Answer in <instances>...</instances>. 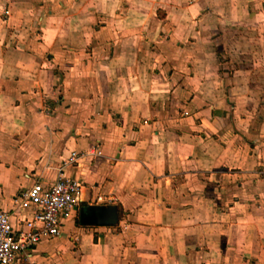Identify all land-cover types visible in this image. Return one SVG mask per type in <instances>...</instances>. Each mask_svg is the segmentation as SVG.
Wrapping results in <instances>:
<instances>
[{
    "label": "crops",
    "instance_id": "1",
    "mask_svg": "<svg viewBox=\"0 0 264 264\" xmlns=\"http://www.w3.org/2000/svg\"><path fill=\"white\" fill-rule=\"evenodd\" d=\"M61 175L81 203L33 264H264V0H0L16 230Z\"/></svg>",
    "mask_w": 264,
    "mask_h": 264
},
{
    "label": "built area",
    "instance_id": "2",
    "mask_svg": "<svg viewBox=\"0 0 264 264\" xmlns=\"http://www.w3.org/2000/svg\"><path fill=\"white\" fill-rule=\"evenodd\" d=\"M78 159L73 153L70 162ZM82 189L80 181L63 175L53 183L37 181L17 197L19 208L31 212L20 230L11 215L0 210V264H33L29 252L43 240L61 237L64 221L80 206Z\"/></svg>",
    "mask_w": 264,
    "mask_h": 264
}]
</instances>
